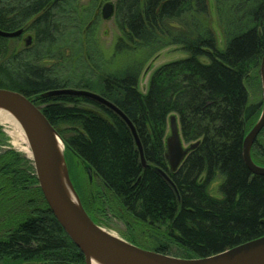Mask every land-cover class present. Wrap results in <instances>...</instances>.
<instances>
[{
    "label": "trees",
    "instance_id": "1",
    "mask_svg": "<svg viewBox=\"0 0 264 264\" xmlns=\"http://www.w3.org/2000/svg\"><path fill=\"white\" fill-rule=\"evenodd\" d=\"M98 1L84 8L79 0H0V29H24L33 39L24 45L22 36H0V88L31 97L91 90L137 129L147 167L131 129L108 107L68 94L36 101L66 144L70 174L90 217L101 224L100 211L121 219L130 242L184 258L263 236L264 176L246 166L243 144L262 111L250 87L260 86L264 0H116L119 32L107 52L96 41ZM171 46L184 56L157 67L141 91L146 63ZM173 114L184 141L199 142L175 172L166 159ZM251 153L264 166V129ZM82 162L100 181L95 196ZM214 182L220 197L210 192ZM0 186V258L17 264L49 254L85 264L48 205L31 159L14 150L1 154ZM138 234L153 247L139 243Z\"/></svg>",
    "mask_w": 264,
    "mask_h": 264
},
{
    "label": "water",
    "instance_id": "2",
    "mask_svg": "<svg viewBox=\"0 0 264 264\" xmlns=\"http://www.w3.org/2000/svg\"><path fill=\"white\" fill-rule=\"evenodd\" d=\"M114 11L115 4L107 2L103 7V18L109 19L114 15ZM23 32L24 29L13 32L0 29V36L13 38ZM31 42L30 35L26 39V45H30ZM260 75L263 88L262 111L245 136L243 158L251 172L264 176V166L257 164L251 153L254 143L264 129V55ZM66 94L92 99L116 112L133 133L142 165L147 167L149 164L132 120L113 102L97 92L63 88L31 97L18 91L0 88V108L9 111L20 124L30 147V157L44 197L65 232L84 254L86 264H93L94 261L99 264H264V235L209 256L184 258L143 248L96 223L86 211L71 179L64 140L47 118L42 107L36 105L38 99ZM169 122L170 134L166 139V159L170 170L175 172L199 142L184 146L177 115H171ZM86 167L92 176V168L88 165ZM155 168L173 184L166 171L160 167Z\"/></svg>",
    "mask_w": 264,
    "mask_h": 264
},
{
    "label": "rangeland",
    "instance_id": "3",
    "mask_svg": "<svg viewBox=\"0 0 264 264\" xmlns=\"http://www.w3.org/2000/svg\"><path fill=\"white\" fill-rule=\"evenodd\" d=\"M107 2H112L113 4H115L116 0H99L98 1L96 12L99 13V18H98V20L94 26V28L96 30V34H97L96 41L100 45V47L106 52L108 50H110V48L114 42V39L119 32L118 28L115 24V20H114L113 15L109 19L103 18V14H102L103 7ZM79 3L84 8H90L91 6L94 5V0H79ZM90 24H91V22H90ZM216 28H217V26H216ZM30 35L31 34H29V33H26L23 35L22 43L24 45H26V39ZM30 44H32V42ZM220 45L223 46V42H222L221 38H220ZM183 56H184V54L179 49H177L176 46H171V47H168V48L162 50L159 54H156L152 58H150L148 60V62L146 63V66H145L143 73L141 75V78H140L139 87H140L141 91H143V92L147 91L150 76H151L152 72L157 67H159L160 65H163L164 63H167L169 61L179 59ZM141 57H144V55L135 56L132 59L139 60ZM122 61H124V59ZM119 62L121 63V60ZM259 87L258 88L257 87L256 88L250 87L251 98L253 101L260 99V100H262V104H263V88H262L261 75H260V86ZM169 125H170V122L168 123V135L170 134ZM12 132H13L12 125H10L9 123H0V154H3L8 150H14V151L24 155L25 157L31 159V157H30L31 152L28 154L23 148H21L20 146H18L14 143L15 141H14V137H13ZM189 145L190 144H187L184 141V146H189ZM23 147L28 148L30 151V147H29L27 139H26V143L23 144ZM70 162H72V161L70 160ZM82 167H83L82 168L83 172L85 174L84 176L89 181L87 183L91 184V186L93 187L92 189H94L93 193L95 196V193L100 189V181L95 175L90 176V174L86 170L85 166H83V162H82ZM74 168H77V167L74 166ZM70 176H71V174H70ZM72 177H71V179H73ZM73 183H74V181H73ZM79 191L77 190L78 193H79ZM210 192L213 196L220 197L218 182H214L211 185ZM79 195H80L81 201L86 198L82 191L79 193ZM95 213L99 217V220L101 222L100 225H102L103 227H105L106 229L111 231L112 233H114L120 237H123L124 239L129 240L131 230L126 225V223H124L121 219L115 218V217L110 216V215H103V213H101L100 211H95ZM138 238L140 241L139 243H142L143 246L148 247V248L153 247L152 241H150L146 237V235L138 234ZM58 258H60V257H58ZM0 264H13V263L11 261H9L8 259H3L0 261ZM48 264H56V263L50 262ZM65 264H75V263H73L72 261H68ZM85 264H86V261H85Z\"/></svg>",
    "mask_w": 264,
    "mask_h": 264
},
{
    "label": "bare ground",
    "instance_id": "4",
    "mask_svg": "<svg viewBox=\"0 0 264 264\" xmlns=\"http://www.w3.org/2000/svg\"><path fill=\"white\" fill-rule=\"evenodd\" d=\"M0 123H9L13 127V137H14V143L21 148H23L28 154L30 153L28 148H24L23 144L26 143V137L25 134L18 123V121L15 119V117L7 110L0 108ZM93 264H99L97 262H93Z\"/></svg>",
    "mask_w": 264,
    "mask_h": 264
},
{
    "label": "flooded vegetation",
    "instance_id": "5",
    "mask_svg": "<svg viewBox=\"0 0 264 264\" xmlns=\"http://www.w3.org/2000/svg\"><path fill=\"white\" fill-rule=\"evenodd\" d=\"M23 34V33H22ZM20 35L23 37V35ZM18 37V36H17ZM14 38V37H13ZM1 155V154H0ZM2 186H0V192L2 190ZM264 223V221H263ZM142 247V246H141ZM144 248V247H143ZM62 253L65 255L66 254V249L64 251H62ZM60 257V258H58ZM58 257H54V258H50L49 257V254L47 255H43L42 257H40L39 259H36V260H32V261H28V262H18L17 264H48L50 262H54L56 264H65L67 263L68 261L65 259V256L64 257H61L60 255ZM5 258H0V261L3 260ZM79 264V263H77Z\"/></svg>",
    "mask_w": 264,
    "mask_h": 264
}]
</instances>
